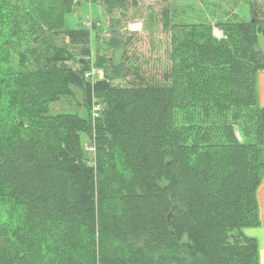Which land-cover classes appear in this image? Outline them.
<instances>
[{"label": "trees", "instance_id": "trees-1", "mask_svg": "<svg viewBox=\"0 0 264 264\" xmlns=\"http://www.w3.org/2000/svg\"><path fill=\"white\" fill-rule=\"evenodd\" d=\"M73 1L0 0V264H258L264 8L221 39L165 8L160 70L126 55L131 36L118 64L94 59L92 30L65 28ZM102 3L113 26L143 19ZM75 89L87 118L48 115Z\"/></svg>", "mask_w": 264, "mask_h": 264}, {"label": "rangeland", "instance_id": "rangeland-1", "mask_svg": "<svg viewBox=\"0 0 264 264\" xmlns=\"http://www.w3.org/2000/svg\"><path fill=\"white\" fill-rule=\"evenodd\" d=\"M73 2L72 13L65 17V28L87 27L92 30L94 59L105 56L118 64L125 48L116 47L113 44L119 37L125 41L131 36V43L126 48V55H132L134 58L137 56L136 59L149 61L150 67H160L161 64L164 66L167 62L166 48L168 49L170 37L163 33L161 26L162 11L165 8L170 11L172 23L207 24L212 28V33L217 39L223 38L222 32L216 26L218 23L247 22L251 18L250 6L259 5L264 8V0H138V9L143 15V19H128L129 21L121 22L120 26H113L105 14L102 0H74ZM131 15L132 12L129 17ZM144 23L155 30L147 31ZM258 48L264 53L262 35H258ZM119 81L121 79H116L114 84H118ZM80 100L81 92L75 89L74 98L63 97L51 103L48 115L78 113L87 118V114L82 111L83 107L79 105ZM235 130L238 139L243 140L239 129L235 128Z\"/></svg>", "mask_w": 264, "mask_h": 264}, {"label": "crops", "instance_id": "crops-1", "mask_svg": "<svg viewBox=\"0 0 264 264\" xmlns=\"http://www.w3.org/2000/svg\"><path fill=\"white\" fill-rule=\"evenodd\" d=\"M258 101L264 107V71L257 74ZM257 202L259 209L260 225L254 228H246L243 233L250 238H254L258 245V264H264V178L257 189Z\"/></svg>", "mask_w": 264, "mask_h": 264}, {"label": "built area", "instance_id": "built-area-1", "mask_svg": "<svg viewBox=\"0 0 264 264\" xmlns=\"http://www.w3.org/2000/svg\"><path fill=\"white\" fill-rule=\"evenodd\" d=\"M104 75V72L101 68L93 65V63L90 64L89 69L84 73V78L88 81L94 82L96 79H102ZM100 106L95 105L93 106V116L97 117L98 113L100 111Z\"/></svg>", "mask_w": 264, "mask_h": 264}]
</instances>
